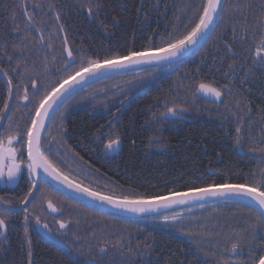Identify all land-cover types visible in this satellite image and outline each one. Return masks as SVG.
<instances>
[{"label":"trees","instance_id":"1","mask_svg":"<svg viewBox=\"0 0 264 264\" xmlns=\"http://www.w3.org/2000/svg\"><path fill=\"white\" fill-rule=\"evenodd\" d=\"M225 1L207 38L185 59L112 74L69 96L42 133L41 150L52 165L80 186L116 198L253 187L264 176V85L244 90L240 67L249 69L250 83L258 78L264 84V71L251 67L248 46L238 51L240 39L234 33L229 38L231 23L240 17L234 8L243 0H234L229 10ZM261 1L251 11L253 19L247 18L263 15ZM202 3L0 0V138L11 136L23 148L16 137L20 140L31 126L45 91L82 70V62L87 67L88 60L120 59L129 49L160 50L190 31ZM201 84L228 90L222 88L219 104L209 103L196 94ZM110 140L120 141L114 155L104 152ZM24 194L16 187L6 192V199ZM35 194L38 217L44 219L42 194ZM64 205L69 227L60 237L69 251L36 232L34 215L26 207L11 215L0 208L6 222L0 264H76L95 254L81 250V237L94 240L84 247H110V254H119L113 248L123 247L128 238L148 237L153 242L149 247L155 248L150 264H253L264 254V218L243 200L212 199L136 218L99 213L74 202L79 213L72 204ZM233 243H238L235 252Z\"/></svg>","mask_w":264,"mask_h":264},{"label":"snow or ice","instance_id":"2","mask_svg":"<svg viewBox=\"0 0 264 264\" xmlns=\"http://www.w3.org/2000/svg\"><path fill=\"white\" fill-rule=\"evenodd\" d=\"M223 0H203L201 7L198 8L197 14L198 19L194 23V26L190 28L185 35L182 37H178L174 40H169L166 46L161 47L159 52L156 53H143V52H136L132 49H129L127 52V56L121 60L112 61L108 58H105V62L101 64L98 60H88L87 67H85L84 63L82 62L80 68L83 70V75H80V79L83 80L87 76H92L95 73L99 72L101 68H121L126 65L131 64H138L141 62H151V61H170L171 58H175L182 54L185 50L188 49L190 45L195 44L202 36H206L209 31L212 30L215 19L219 18L221 13L223 12ZM91 12V9H89ZM31 19V17H29ZM260 49H257L259 53ZM69 58H72L74 61L75 57L73 52L69 49L67 52ZM261 62L264 63V57L261 58ZM69 75H71L69 73ZM11 83V81H9ZM79 80L72 79L71 84H68L65 81L67 86L62 85L59 90L55 87L52 88L51 92L45 91L44 97L46 98L51 95V100L48 102L46 106L41 104L44 107V111L40 112L37 110V116L32 119L31 126L26 127L23 130V133L18 131L17 134L21 135V140L15 141L16 143L26 144L27 147V154H28V163H27V171L29 176H33L36 173V170L39 168H43V171L49 175H52L53 178L62 180L63 182H68L67 177H61V175L56 171L53 167L52 163L49 161L48 157L45 153L41 150L42 148V135L41 133L45 130L46 125L44 123L45 118L49 116L48 109L52 108V105L57 103L61 98L68 93L69 89L72 88V85L78 84ZM199 90L205 93H210L213 96L219 98L221 97L222 93L219 89L212 87L210 85L201 84L199 86ZM54 93V94H53ZM27 99V96L24 97ZM168 112H174V109L169 108ZM3 119V114L0 113V120ZM238 136L236 143L239 145V133L240 129H236ZM14 143L13 138L10 136L7 141V146L2 138H0V178L4 177L5 175V168H7V177L8 183L13 182L17 179L18 174L21 173L22 168L21 164L16 163L17 160V153L19 149L12 147ZM118 144V140H110L106 148H113L114 145ZM11 161V163H8ZM47 182L46 177H42ZM32 187L28 190V196H31L33 188L37 187V181L32 180ZM253 187H247L246 185H236L232 187H226L221 189H211L205 188L199 190L197 193H193L192 195H215L217 192H230L235 193L239 196L247 197L251 201H253L252 205L249 207H256L260 209V218H264V176H261L260 180L253 182ZM69 187H75L78 192H82L87 196L92 197L95 201H100L102 203L106 202L108 204L114 205L117 208L128 209L134 212H146L152 211L155 209H159L162 207H166L172 203L176 202H183L181 198L180 201L175 199H143V198H130V197H123L122 199H118L114 196H107L103 195L99 191H91L88 188H81L78 185H73L72 183L68 182ZM27 196L25 200H27ZM3 197H0V200H3ZM23 203V201H21ZM51 202H49V207H51ZM27 219V217H25ZM165 220L169 218L167 216L164 217ZM173 220L178 219V217H172ZM37 221H39V217H37ZM6 227L5 219L0 218V235H3L4 232L2 231ZM47 227V225H45ZM61 228H65V224L61 222ZM238 247V243H233L231 245V250L235 252ZM106 249L104 247L100 248V253L104 254ZM29 256H31V252H29ZM75 264V262H74ZM90 264H97L96 261H91ZM253 264H264V254L259 256L258 261L253 260Z\"/></svg>","mask_w":264,"mask_h":264},{"label":"flooded vegetation","instance_id":"3","mask_svg":"<svg viewBox=\"0 0 264 264\" xmlns=\"http://www.w3.org/2000/svg\"><path fill=\"white\" fill-rule=\"evenodd\" d=\"M263 1V0H262ZM261 1V2H262ZM260 0H243L240 5H236V2L234 0H228L225 1V5L227 10L229 8L227 7L230 4H235L236 7L234 10L240 14V17L236 20H234L230 25V30L232 33L230 34L229 38L233 37V33L235 34L236 38H239L240 46L238 47V51L243 49V52L245 50V47L248 46V52L251 53V67L252 68H259L262 71H264V63L261 62V58L264 57V13L263 15H258L254 20L253 16L251 15V11L257 10L256 7H254L255 4L259 3ZM264 2V1H263ZM226 10V11H227ZM259 10V9H258ZM250 16V18H247L246 16ZM227 32V31H226ZM260 49L259 53L257 52V49ZM230 51V49L228 48ZM231 52V51H230ZM242 63V62H241ZM172 65V64H169ZM164 65V66H169ZM163 67V66H162ZM241 70H243L242 75H244V78L242 79L240 85L244 87V90H248L249 87H256V86H263L258 78L254 79V83H250L247 81V73L249 72V69L245 67H240ZM251 69V68H250ZM245 73V74H244ZM211 86V85H210ZM214 87V86H212ZM217 88V87H215ZM226 89L225 86H222L221 88H217L221 91V99L219 101H208L209 103H216L219 104L223 98H224V90ZM196 94H199V87L196 91ZM8 138H4L5 145L7 146ZM19 140V138L16 137V141ZM21 140V139H20ZM19 146H23V148H18L16 144H12V147L19 149V152L17 153V160L16 163L21 164L22 171L18 174V177L15 181L8 183V177H7V168H5V175L3 177V182H0V197H3V200H0V208L2 209V214H7L5 210L10 211V213L14 214L17 213L18 210H22L24 207H26L29 213V216L34 215L33 218V227L35 228L34 223L37 221V206L39 205L40 201L35 199L36 194H39L41 192L42 196V205L45 210L46 217L44 219L39 218V222L45 223L47 227L59 238L60 233L67 230L69 227V222L66 220L64 215L66 214L64 204H72L74 207V200L70 197L66 196L62 192L55 190L49 183H45V180L42 179L40 175L37 173L33 174V176H29L27 171V163H28V154H27V147L26 144L17 143ZM8 163H11L9 161ZM32 180L37 181V187L33 188L32 195L28 196V190L32 187ZM16 187H21L23 189V192L25 194L21 196L19 199H15L13 196L9 195L10 201L6 199V192H8L11 189H14ZM35 194V195H34ZM28 197L27 200H25V197ZM38 197V196H37ZM23 201V203H21ZM51 202V204L56 208L57 214H52V212H49L46 208V204ZM77 203V202H76ZM76 212H82L78 210L77 208H73ZM100 213V212H99ZM11 215V214H10ZM84 216L85 213H82L81 216ZM17 218V217H16ZM10 222H12L10 220ZM63 222L65 224V228H61L60 224ZM97 225V224H96ZM82 227H87L88 224L83 223L81 224ZM88 233L90 234V231L88 230ZM141 234V233H140ZM62 240V239H61ZM63 241V240H62ZM81 242V245L83 248L81 249L83 252L86 251H93L92 256L84 258L83 260H77L76 264H90L91 261H96L97 264H150V261H152V251L155 250V248H150L149 244L153 243L151 240H149L148 237H145L141 240L139 238L134 239L131 238L129 240L126 239L123 247L113 248V251H119V254H110L112 248L110 247H104L106 249L104 254L100 253V248L93 249V248H87L84 247L87 243L94 241V240H88L85 237H81L79 239ZM65 244L64 248L65 250L69 251V246L67 245V242L63 241ZM140 245V246H139ZM108 252V254H106Z\"/></svg>","mask_w":264,"mask_h":264},{"label":"water","instance_id":"4","mask_svg":"<svg viewBox=\"0 0 264 264\" xmlns=\"http://www.w3.org/2000/svg\"><path fill=\"white\" fill-rule=\"evenodd\" d=\"M216 20V18H214ZM210 32V31H209ZM208 32V34H209ZM208 34L206 36H202L195 44L190 45L188 47L187 50H185L182 54H180L179 56L175 57V58H171L170 61H151V62H141L138 64H131V65H126L124 67L121 68H101V70L97 73H95L92 76H87L85 77L83 80L80 79V75H83V71L79 72L80 75L76 74L73 77H71L70 79L66 80L68 84H71L72 79H76L79 80L78 84H74L72 85V88L69 89L68 93H66L61 100H59L57 103L52 105V108L48 109L49 112V116L47 118H45L44 123L45 125L47 124L48 120L50 119V117L52 116V114L54 113V111L62 104V102L67 99L71 94H73L76 90H78L79 88L83 87L84 85L96 81L98 79L101 78H105L109 75L112 74H116V73H121L124 71H129V70H134V69H138L144 66H150V65H158V66H164V65H169V64H173L175 62H178L180 60L185 59L186 57H188L193 51H195L200 44L206 39V37L208 36ZM159 51H154V52H144V53H156ZM123 59V58H121ZM121 59H117V60H121ZM112 61H116V60H112ZM103 64V63H101ZM67 86L65 84V82H63L62 84H60L56 89L59 90L61 88V86ZM54 94V93H53ZM199 96L205 100L208 101H219L221 99V97L217 98L215 96H213L210 93H205L199 90ZM51 100V95L48 96L43 102L42 104L44 106H46L48 104V102ZM38 111L42 112L44 111V107H42L40 105ZM37 116V112L35 114V117ZM43 133V132H42ZM41 133V135H42ZM119 141L117 145H114L113 148H104V151L108 154H116L119 151ZM158 149H162V148H158ZM237 151L239 153H242V150L240 149V147L238 146ZM36 173L38 175H40L41 177H46L47 179V183H49L51 186H53L55 189L61 191L62 193H64L65 195L74 198L90 207H93L97 210L100 211H104L107 213H111V214H116V215H120V216H124V217H140V216H148V215H152L155 213H161V212H165L168 210H172L178 207H183V206H187V205H193L196 203H201V202H205V201H210L212 199H219V198H232V199H238V200H243L249 204H253V201H251L249 198L247 197H243V196H239L235 193H230V192H217V194L215 195H192L193 193H197L199 192V190H195V191H191V192H186V193H176V194H171L165 197H161V198H157L158 200H163V199H175L177 201H180L181 198H185L188 197L186 199H183V202H176V203H172L166 207H162L159 209H155L152 211H146V212H134L128 209H122V208H117L114 205L108 204L106 202L102 203L100 201H95L92 199V197L87 196L86 194L82 193V192H78L76 190L75 187H69L68 186V182H63L62 180H58L53 178L52 175H49L47 173H45L43 171V168H39L36 170ZM7 174V172H6ZM62 177V176H61ZM0 182H3V177L0 178ZM11 183V182H10ZM72 183V182H70ZM73 184V183H72ZM75 185V184H73ZM226 187H232V186H221V187H213L211 189H221V188H226ZM82 188V187H81ZM52 205V204H51ZM46 208L49 212H52V214H57V210L56 208L52 205L51 207H49V203L46 204ZM256 208L260 211V209L258 208V206H256ZM37 232L47 241L58 245V246H63V243L54 235L51 233V231L49 230L48 227H45L46 224H42L38 221H36L34 223ZM5 234V228L2 230ZM3 235H0V239H2L4 237Z\"/></svg>","mask_w":264,"mask_h":264}]
</instances>
